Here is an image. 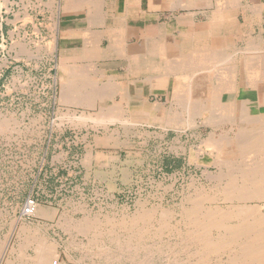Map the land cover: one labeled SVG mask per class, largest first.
Segmentation results:
<instances>
[{"label": "rangeland", "instance_id": "1", "mask_svg": "<svg viewBox=\"0 0 264 264\" xmlns=\"http://www.w3.org/2000/svg\"><path fill=\"white\" fill-rule=\"evenodd\" d=\"M52 4L49 0L46 5L48 34L53 28ZM40 6L34 0H0V264H38L43 247L52 252L50 264H225L226 256L208 255L202 241L175 221L186 196L195 188L216 184L203 176L214 153L197 136L228 133L230 126L224 123L229 122L204 126L200 122L210 113L203 110L199 126L191 128L186 125L188 113L176 109L158 113L183 122L165 134L159 125L133 119L129 124H95L92 118L105 104L82 100L89 97L94 102V91L108 92L111 85L59 78L55 42L39 37ZM74 90L78 96L70 95ZM188 100L184 97L180 105H188ZM152 103L144 106H170L165 97ZM126 113L129 116L131 110ZM213 113L210 116L219 115ZM250 113L258 118L257 109ZM28 199L35 209L24 216ZM40 209L50 212L42 214ZM146 209L152 218H147V211V219L141 216ZM167 210L172 214L169 224L159 227V213ZM180 229L187 235L177 237Z\"/></svg>", "mask_w": 264, "mask_h": 264}, {"label": "crops", "instance_id": "2", "mask_svg": "<svg viewBox=\"0 0 264 264\" xmlns=\"http://www.w3.org/2000/svg\"><path fill=\"white\" fill-rule=\"evenodd\" d=\"M34 1L42 8L37 19L39 37L55 42L59 78L96 80L102 87L110 83L111 91L97 92L102 96L94 100L105 104V109L117 103L132 112L165 97L169 108L158 105L174 111V100L182 101L187 88L197 89L191 95L197 102L206 84L217 88L218 82L235 83L236 91L224 96L247 104L246 119L254 118L250 111L255 103L264 110V0H53L49 34V0ZM135 121L157 125L142 116ZM87 174L94 177L93 172Z\"/></svg>", "mask_w": 264, "mask_h": 264}, {"label": "bare ground", "instance_id": "3", "mask_svg": "<svg viewBox=\"0 0 264 264\" xmlns=\"http://www.w3.org/2000/svg\"><path fill=\"white\" fill-rule=\"evenodd\" d=\"M45 46H47V45H45ZM50 48H52V47H50ZM196 59L198 60V58H196ZM228 61H230V60H228ZM205 63H207V61ZM178 65L179 64H177V66ZM197 66H196V68H197ZM205 67H209V66H205ZM214 68H216V65ZM180 69H181V67H180ZM189 69L190 68H188V72H189ZM200 69L198 66V70H200ZM221 69L217 68L216 70H221ZM83 70H84V68H83ZM210 70H212V69H210ZM210 70L208 68V72ZM78 71H80V70H78ZM224 71L225 70H223V72ZM63 72H64V68H63ZM75 72H77V71L75 70ZM186 72H187V70H186ZM199 72H201V71H199ZM204 72H206V71H204ZM226 72H228V70ZM85 73H87V72L85 71ZM218 73L220 74V72L217 71V74ZM175 74H176V72H175ZM175 74L174 75L172 74V75L175 76ZM192 74H190V75H192ZM196 74H197V72L195 73V75ZM200 74H202V73H200ZM212 74L213 73H211L210 75H212ZM81 75H84V72ZM180 75L182 76V74H180ZM216 75H213L212 78L214 79L215 78L214 76H216ZM192 76L190 77L191 79L185 78L184 76L183 77L186 80L189 79V81H191V80H193ZM226 76L228 77L229 74L227 73ZM78 77H79V74H78ZM187 77H189V76H187ZM216 77H218V76H216ZM233 77H235V75ZM94 78H95V76H94ZM152 78H154V77H152ZM175 78L177 79L176 76H175ZM225 79L226 78H224L223 80H225ZM234 79H236V78H234ZM175 80L173 82H175ZM178 80L180 81V79H178ZM223 80L221 79L220 81H223ZM247 80H249V79H247ZM78 81H80V80H78ZM183 81H184V79H183ZM213 81L215 82L216 80H213ZM232 81H234V80H232ZM91 82H93V81L91 80ZM94 82H95V80H94ZM199 83H200V81H199ZM217 83H216V85H218L217 88L210 87L208 84L205 83L207 86H205V88L203 89L200 85L196 84V82H195L196 85H198L200 88H202V90L200 91L201 96L199 97V100L197 102L192 101V100H188L189 104L186 106L184 104V106H183V105H180V103H182V102H179V100H174L175 107L177 109H181V111L188 113L189 116L185 117V118L186 119L189 118V121L187 120L188 121L187 124L186 123H184V124L190 126L191 128L192 127L197 128L199 126L198 119L201 118V112L203 110H206L210 114L212 112H214V113L219 112V115H217L218 113L217 114L213 113L214 114L213 116L212 115L210 116V114H209L208 116H206L204 118V121L200 122V124H202L204 126H209V125L212 126L213 124H215L216 127H219V126L221 127L222 124H221V122H219L221 120L223 122H229V123H224V124L230 126L229 132L227 131L228 133H224V132L219 133V135H218L219 138L214 137L215 133L213 131L209 135L207 134L208 136L204 139H200L199 138L200 136H197V139L200 140V144L203 145L204 147L210 146V150L213 151V153H214L213 155L211 154L212 157L214 158V161L211 162L209 165H206V169L204 171L202 169V171H203V176L208 178V181L209 180L214 181V183L216 182V184L214 186L212 185L213 187L208 186V188H206V187L204 188L201 185L202 186L201 188H195L194 189V194H192V195H190V194L193 191L192 192L190 191L191 192L189 194L190 196H186L187 197L186 198V206L183 203L182 207L180 208L179 212L177 213V215L179 216V220H177L175 222H176L177 226H179V224H182V227L186 228V229L184 228L185 231L187 230L189 233L196 236L198 238V240L202 241L203 249H205V251L208 253V255L210 254L212 256H217V257H221V258H222V256H226V263L225 264H264V113H262L260 111V108L255 103V106L254 105L253 106L259 112L258 118L253 119V120L246 119L244 117V108L246 107L247 104H244L243 102L239 101L238 99H233V100H231V99L230 100H227V99L224 100L223 99L225 94L236 91V89L233 86L235 83L231 84V85H229L227 82H225V83H227L225 85H219ZM221 83L224 84V82H221ZM83 85L85 86V84H82V86ZM192 85H194V84H192ZM214 85H215V83H214ZM107 86H110V85H107ZM247 86H248V83H247L246 87ZM78 87H77V89L75 87V90L77 92L79 91ZM178 87H181V86L179 85ZM81 88H84V87H81ZM111 89H112V87H111ZM111 89L109 91H111ZM62 90H64V89H62ZM75 90L72 92L74 95L78 96L76 94ZM187 90H188L187 91L188 94H186V95L189 96V99H190L193 92L197 89H195V88H193V89L189 88L188 89L187 88ZM89 91L90 90H88L87 92H89ZM124 91H126V89ZM65 92H67V91H65ZM82 92H83V89H82ZM94 92L97 93L96 91H94ZM105 93L103 94V96L104 95L106 96ZM81 94L84 95L83 93H81ZM92 94L94 95V93H92ZM92 94L90 93L91 96H92ZM124 94H126V93H124ZM70 95H72V93ZM95 95H97V94H95ZM115 95H116V93H115ZM65 96H66V94H65ZM85 96L86 95H84L83 99L85 98ZM101 96H102V94H101ZM101 96L97 95L96 97L99 98ZM112 96H113V93H112ZM107 97H108V94H107ZM78 99H80V98H78ZM87 99H89L90 101ZM87 99L85 98V100H82V102L85 104H88V105L89 104L90 105L95 104L94 102H92V99H90L89 97ZM80 101L81 100H79V101L76 100V102H75V100H74L73 102H75V104L76 103L81 104ZM69 102L72 104V100ZM83 103H82V105H83ZM136 110L137 111L133 110L129 116H126V114H127L126 110H124L122 107L111 106V107H108V109L104 108L101 111L102 115H97V116L93 117L92 120L94 121L95 124H98V125L112 123L116 120H124L123 122H126L127 124H129L130 122H128V121H131V119L135 120V118H141V116H142V119L147 120L148 122H152L151 124L157 123V125L160 126L161 131H163V134H165V132H167V128H170L172 126L183 125V124H181L182 121L181 122L178 121L180 118H178L177 121L173 120V115H172L171 119H169L167 117L168 120H166L164 117H161L158 114L159 112L167 111V113H168V110L164 109L163 105L160 108H155V107L152 108L151 107V109H147L145 106H142V107L137 108ZM135 113H138V115H140V113H142V115L137 117V116H135ZM177 117H179V116H177ZM213 117L215 118V122L212 121ZM185 122H186V120H185ZM147 132H145V133H147ZM177 141H178V139H177ZM103 144H105V143H103ZM101 146H102V144H101ZM186 150H187V148H186ZM114 159H116V158H114ZM209 167H215V171H209V169H208ZM190 187H192V186L190 185ZM193 187H194V185H193ZM147 210L148 209L143 210V213H140L141 216H143V217L146 216ZM39 211L42 214H48V212H50L48 210H47L48 211L47 212V211L42 210V209H40ZM154 211L155 210H153V212ZM149 214L147 215L148 216L147 218H149V217L152 218V216H151L152 214H150V215ZM159 214H160L159 215L160 217L158 216V218H160V220L158 219L160 221L159 227L162 224H164V225L169 224V223H167L168 222L167 220H169V218H170V216H172V214L170 212H168V210L165 212L162 211ZM138 217L140 219L142 218L139 215H138ZM139 218L137 219V221H135L134 219H132V220H133V222H138ZM144 218H146V217H144ZM143 220H145V219L142 218L141 221L143 222ZM158 220H156V222H158ZM86 221H87V219H86ZM164 221H166V223ZM147 222H149V220ZM105 223H108V221ZM139 224H141V223H139ZM159 227H158V230H161V228L159 229ZM144 228L147 230L146 227H144ZM162 228H163V226H162ZM164 228H167V227L164 226ZM179 228H181V227L179 226ZM96 229H97V227H96ZM154 229H156V228H153L150 231H153ZM174 229H175V227H174ZM181 229H183V228H181ZM139 230H140V227H139ZM158 230H155L154 234L156 233V231L158 232ZM175 231H176V229H175ZM185 231H182V233L181 232L178 233V230H177V233H178V234H176L177 237H181L184 235L186 236L187 233ZM81 232H82V230H81ZM113 232H114V230H113ZM136 232H138V230ZM143 232H144V230H143ZM144 233H146V232H144ZM97 235H99V234H97ZM95 236H96V234H95ZM138 236H139V234H138ZM40 249H42V252H40L39 258L37 260L38 264H50L51 263L50 257H51L52 252L48 248L44 249V247H43ZM38 253H39V251H38ZM216 259H218V258H216ZM218 262H219V260H218Z\"/></svg>", "mask_w": 264, "mask_h": 264}, {"label": "built area", "instance_id": "4", "mask_svg": "<svg viewBox=\"0 0 264 264\" xmlns=\"http://www.w3.org/2000/svg\"><path fill=\"white\" fill-rule=\"evenodd\" d=\"M35 209V203L33 200L28 199V201L25 203L23 209H22V215L28 216L30 215Z\"/></svg>", "mask_w": 264, "mask_h": 264}]
</instances>
